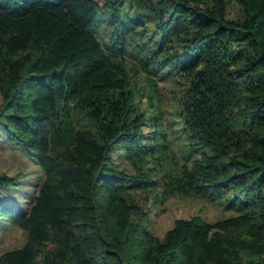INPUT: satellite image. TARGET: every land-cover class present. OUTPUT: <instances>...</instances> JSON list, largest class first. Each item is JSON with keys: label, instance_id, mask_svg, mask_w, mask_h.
<instances>
[{"label": "trees", "instance_id": "trees-1", "mask_svg": "<svg viewBox=\"0 0 264 264\" xmlns=\"http://www.w3.org/2000/svg\"><path fill=\"white\" fill-rule=\"evenodd\" d=\"M234 1L236 20L227 0H0V135L45 175L29 212L5 202L18 178L0 175V221L27 235L0 264H264V0ZM168 79L187 81L191 164L165 180L163 200L232 193L245 212L178 219L160 238L138 195L158 184L155 150H170ZM204 148L214 153L194 159Z\"/></svg>", "mask_w": 264, "mask_h": 264}, {"label": "rangeland", "instance_id": "rangeland-1", "mask_svg": "<svg viewBox=\"0 0 264 264\" xmlns=\"http://www.w3.org/2000/svg\"><path fill=\"white\" fill-rule=\"evenodd\" d=\"M97 2L102 5L106 0H97ZM227 2L229 3V18L238 19L242 14L241 8L234 0H227ZM100 33L103 40L108 39L109 32L105 26H101ZM127 69L133 81L136 82V87L147 89L148 84L144 79L135 77L133 66L130 63L127 64ZM187 87L185 79H168L159 83L162 94L160 99L163 101L160 108L164 112L162 129L163 134H166L170 150H155L148 167L154 170L153 180L158 184L155 188L138 195L144 211L149 213L147 221L149 229L160 238H163L173 228L178 219H191L199 216L203 222L215 223L245 212L243 206L234 200L235 195L232 193L215 202L181 193L167 195V198L163 200L167 187L165 180H168L169 176H178L184 165L191 164V161L188 162L190 151L187 147V134L182 131L181 118L178 115ZM136 98L135 105L142 111L146 110L147 115L151 114L154 107L150 106L147 98L139 95ZM2 104L3 98L0 92V107ZM74 117L77 120V118H82V115L75 112ZM154 131L155 129L151 126L144 128L149 139L154 137ZM205 153L213 154L214 152L210 148L199 149L194 153L193 158L198 159ZM120 164L133 172L125 162ZM3 174L18 178L17 186L2 189L5 202L22 212H29L45 175L35 161L24 155L21 148L8 144L5 136L0 135V175ZM26 242L27 235L23 230L12 226L9 222L0 221V257L7 252L23 248Z\"/></svg>", "mask_w": 264, "mask_h": 264}]
</instances>
